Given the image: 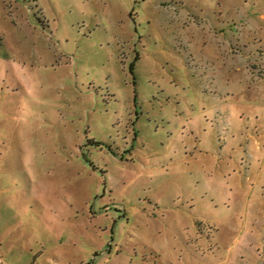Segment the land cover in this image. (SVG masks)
<instances>
[{"label":"rangeland","instance_id":"obj_1","mask_svg":"<svg viewBox=\"0 0 264 264\" xmlns=\"http://www.w3.org/2000/svg\"><path fill=\"white\" fill-rule=\"evenodd\" d=\"M0 264H264V0H0Z\"/></svg>","mask_w":264,"mask_h":264}]
</instances>
